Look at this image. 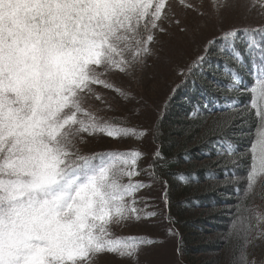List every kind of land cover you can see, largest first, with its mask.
<instances>
[{"label": "snow or ice", "instance_id": "1", "mask_svg": "<svg viewBox=\"0 0 264 264\" xmlns=\"http://www.w3.org/2000/svg\"><path fill=\"white\" fill-rule=\"evenodd\" d=\"M209 3L219 11L218 0ZM173 15L169 0H0V264H93L105 253L136 264L140 248L152 242L112 231L142 218L135 195L148 185L133 178L141 174L143 153H85L81 145L84 134L143 137L123 120L98 115L103 109L93 111L89 101L106 103L93 85L133 98L105 77L119 72L134 78L155 32ZM239 31L258 34L264 27L228 30L220 39L228 42ZM262 42L248 44L253 83L232 72L229 85L242 86L255 110L256 130L243 154L249 159L245 197L258 184L264 189ZM235 151L229 147L228 154ZM164 159L157 149L148 166L153 178ZM236 211L228 234L235 240L232 264H256L248 249L264 239V211Z\"/></svg>", "mask_w": 264, "mask_h": 264}, {"label": "rangeland", "instance_id": "2", "mask_svg": "<svg viewBox=\"0 0 264 264\" xmlns=\"http://www.w3.org/2000/svg\"><path fill=\"white\" fill-rule=\"evenodd\" d=\"M169 3L174 15L169 16L168 19L162 22V27L165 29L164 31L155 32V40L150 45L151 53L144 58V63L134 73V78L119 72L110 73L105 77L115 88L123 89L131 93L133 98L125 101L115 90L105 88L103 85H93L95 91L104 97L106 103H102L95 99L89 101L91 106L103 109L100 111L101 116L115 117L117 120H123L126 122L124 124L125 127L136 128L138 133L143 131L145 134L141 138L130 136L116 139L105 135L88 136L84 134L86 142L81 145V149L85 153L111 150L123 151L129 149H138L143 153L138 159V168L141 174L133 178L134 180H141L148 185L135 195L137 200L136 207L142 210V218L139 221L128 222L123 226H114L112 229L116 236H142L152 241L151 243L144 244L140 248L136 264H201L202 260L215 262L217 256L204 252V257H201L197 255L196 248L202 245V241L207 242L210 240V242H213L218 240V242H221L226 239L224 236L226 233L224 231L221 232V230L227 229L228 227L230 228L236 216L233 214L234 209L235 207L237 208L239 204L236 202L239 200V198H237L238 196L233 197L234 195L219 190V185L226 181H229V184L233 185H243L240 189L242 194L246 187L242 180L243 174L239 173V169L237 168V164L244 158L243 154L246 151V148L242 146L241 149L233 155L234 160L237 161H233L232 158L227 160L229 162L228 164H232L230 167L237 168L238 172L234 170L233 173L222 176L223 174L218 171L219 168H215L216 170H214L213 167V170L218 172L214 180L208 183L209 187L206 188H208V191L212 194L216 193L218 201L215 200V202L217 201L216 203L201 205V207L199 206L194 209L192 214L197 217L198 214L203 213L200 218L204 221L206 220V222L201 224V228H194L193 234L185 235L189 237L187 241L190 242V244H188V247L184 249L180 248V251H178L180 240H182V233L178 229L179 233L177 228L170 223L164 199L166 194L169 200L172 195L171 189L167 188L165 183L159 180L158 175H155V178H153L149 174L152 169L148 166L158 149L154 142L156 124L162 120L164 113L170 114L173 110H177V114H179V116L176 117L177 122H187L190 120L188 117L186 118L185 115L181 114L182 111L178 107V104L180 105L181 103V98L179 97L178 100L171 101V96L176 90L177 85L181 83L182 76L189 62L194 57H202L208 43L211 42L212 39H216L214 42L220 41L222 33L229 29H236L239 27H264V15H261V13L264 12V0H218V3L221 5L218 12L213 9L209 0H185L184 5L180 4L179 0H169ZM253 4L254 6L250 7V5ZM185 5H192V7H186ZM176 21H179V23H176ZM210 46L212 47L213 43ZM211 57L219 59L221 63L223 61L222 57L218 54ZM205 63H202L200 67ZM215 78L218 79L219 75H215ZM205 81V84L209 88L220 92L216 80H211L210 82L207 80ZM189 87L191 86H188L186 90ZM184 92L187 93L188 91ZM239 94H246V92L232 95L237 96ZM177 96H175L174 99ZM193 96L196 97L197 100H201L198 94L194 93ZM231 111L227 113L218 112V114L212 115L209 120L212 121L214 118H231L230 121H232L235 117V114H233L235 111L233 113ZM239 124L242 126L243 122ZM168 127H170V125ZM174 128L176 130H188L186 125L175 126ZM247 128L239 129L236 127L235 130H232L236 136L235 138L237 141L235 142L237 144L240 143L238 139H250V137L253 136ZM170 135L168 134L170 137L169 139H172ZM199 137V134L194 133L195 142L187 145L185 151L196 150L192 160L195 169H198V173L195 174L204 175L206 173H204L202 167H211L210 165L217 163L219 159L202 156L197 152L199 147L196 142ZM174 138L176 143L180 141L181 144L183 143L182 139ZM181 162L183 164L185 160ZM181 168L188 170V166L186 165L181 166ZM221 177L229 178L225 181ZM201 181H204V178ZM125 182L127 181L125 180ZM256 193L255 191L247 196L249 198L252 196L255 198V200L253 198L249 207H247L252 213L264 211V202L261 204V202L257 200L259 194ZM214 207L221 213V217L225 218L223 220H215L217 226L222 227L220 229L215 228L216 224L214 226L212 225L213 221L207 222V218L212 215L211 209ZM222 207L226 208L225 213L221 210ZM149 212H153L155 215H144ZM245 213L246 216L249 215V212ZM253 222L255 223V221ZM196 238L200 241H196ZM258 240L263 241V239ZM191 244H194L192 250L189 249V245ZM263 245L264 242L259 245L258 250H261L264 247ZM218 258L219 257H217V259ZM249 258L254 259L256 264H260V259L256 256V252L251 251L249 253ZM93 264H131V262L115 255L105 253L99 255L93 261Z\"/></svg>", "mask_w": 264, "mask_h": 264}, {"label": "trees", "instance_id": "3", "mask_svg": "<svg viewBox=\"0 0 264 264\" xmlns=\"http://www.w3.org/2000/svg\"><path fill=\"white\" fill-rule=\"evenodd\" d=\"M262 36H264V33L245 34L243 31H239L237 36L228 42L220 39V41L222 40L224 43L217 47V42H213L216 39H212L211 42H213V46L211 47L210 45L212 43L209 42L206 51L202 56L205 59L200 62L196 57H194L189 62L182 76L181 83L177 85L176 90L171 96V101L178 100L179 97L181 98V103L180 105L178 104V107L182 111L181 114L185 115V117H188L190 120L187 122H177L176 117H178L179 114H177V110H173L170 114L164 113L162 120L159 121L160 124H156L154 142L156 143L162 157L165 159L157 162L155 175H158L159 180L164 182L167 188L171 189L172 195L169 200L167 199L168 203L166 208L170 223L177 228V231L179 229L182 233V240H180L178 251H180V248L184 249L188 247V244H190V242L187 241V238L189 239V237H186L185 235L193 234L194 228H201V224L206 222V220L204 221L200 218L203 213L198 214V218L192 214L194 209L199 206L201 207V205L216 203L218 201L216 193L213 192L215 194H212L208 191V188H206L209 187L208 183L214 180L218 171L223 174L222 176H225L228 173H233L234 170L238 172L239 169V173L243 174L242 180L244 184H247L249 159L243 158L237 164L238 169L230 167L232 164H228L229 162L227 160L232 158L233 161H237L234 160L233 155L228 154L229 147L236 150V153L242 146H244V148L249 146V139L246 138L238 139L240 143L237 144L235 142L237 141L235 138L236 136L232 130H235L236 127L239 129L249 127L247 128L248 131L251 132L250 134L254 135L256 130L254 127V121L256 120L255 110L250 109V96L247 92L246 94H239L237 96L232 95L245 92L242 86L239 91H236L230 90L229 85L233 84L231 76L232 72H235L244 83H253L252 77L248 75L252 66L253 57L249 54L247 49L250 40L254 39L257 42H262ZM217 54L222 57V63L219 59L211 57L216 56ZM202 63L205 64L200 67ZM256 63L257 65L261 64L258 50ZM217 74L219 75L218 79L215 78V75ZM205 80L208 82L216 80V84L218 85L220 92L209 88L205 84ZM188 86L191 87L186 90ZM184 91L188 92L186 93ZM194 93L198 94L201 100H197L196 97L193 96ZM175 96L177 97L174 99ZM91 107L93 111L98 109L95 106ZM230 111L232 113L235 111L233 113L235 114V117L233 116L234 118L232 121H230L231 118H214L212 121L209 120L212 115L218 114V112L227 113ZM249 111H252L253 113L251 116L249 115ZM98 115H100V111L98 112ZM229 121L230 123L228 124ZM240 122H243V127L239 124ZM169 125L170 127H168ZM181 125H186L188 130H176L174 128L175 126ZM194 133L200 135L196 142L199 147L197 152L202 156L219 159L217 163L211 164V167H202L204 169V173H206L204 175L195 174L198 173V169H195L192 164V160L194 157L193 154L196 150L185 151L187 145L195 142ZM168 134H171L170 136H172V139H169L170 137ZM174 137L182 139L183 143L181 144V141L176 143ZM182 160H185L183 164L181 162ZM183 165L188 166V170H184L185 168L182 169L181 166ZM213 167L214 170L217 168H219V170L214 171ZM181 175H183L185 179L181 180L179 178ZM203 178L204 181H201ZM221 178L226 181L229 177ZM242 187L243 185H233L229 184V181H226L219 185V190H222L230 195H234L233 197L238 196L237 198H239V200L236 201L239 203L238 207L247 208L254 197L245 198V193L242 194L240 190ZM255 191L259 194L257 200L262 204L264 202V189H262L258 184ZM215 200L217 201L215 202ZM237 208L235 207L234 209V215H237ZM221 210L224 213L226 212L225 207H222ZM211 212L212 215L207 218V222L213 221V226L216 224L215 220L225 219L221 217V213L218 212L216 207L212 208ZM241 214L246 216L244 211H242ZM215 228L220 229L222 227L217 226L216 224ZM223 231L226 233L224 235L226 238L224 241H202V245L204 246L199 245L196 248L197 255L201 257H204V252L211 253L214 256L219 257L218 259L216 257L215 262L202 260L201 264H232L233 246L235 244V240L230 241L228 238L229 227L221 230V232ZM195 240L200 241L197 238ZM263 242L264 239L263 241L257 240L256 246L248 249L249 253L251 251L256 252V256L260 259V264L264 261V247L261 250H258V247ZM193 245L194 244L189 245L190 250H192Z\"/></svg>", "mask_w": 264, "mask_h": 264}, {"label": "bare ground", "instance_id": "4", "mask_svg": "<svg viewBox=\"0 0 264 264\" xmlns=\"http://www.w3.org/2000/svg\"><path fill=\"white\" fill-rule=\"evenodd\" d=\"M223 43H224V41H222V40H221V41H218V42L216 43V47L219 46V45H221V44H223Z\"/></svg>", "mask_w": 264, "mask_h": 264}, {"label": "water", "instance_id": "5", "mask_svg": "<svg viewBox=\"0 0 264 264\" xmlns=\"http://www.w3.org/2000/svg\"><path fill=\"white\" fill-rule=\"evenodd\" d=\"M239 28H248V27H239ZM239 28H237V29H239ZM250 28H252V27H250Z\"/></svg>", "mask_w": 264, "mask_h": 264}]
</instances>
